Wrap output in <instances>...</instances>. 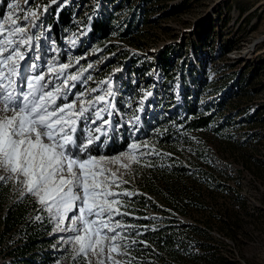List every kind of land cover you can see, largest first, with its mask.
Returning a JSON list of instances; mask_svg holds the SVG:
<instances>
[{"label":"rangeland","instance_id":"374dc122","mask_svg":"<svg viewBox=\"0 0 264 264\" xmlns=\"http://www.w3.org/2000/svg\"><path fill=\"white\" fill-rule=\"evenodd\" d=\"M111 1L0 0V23L9 27L11 20L7 17L11 14L17 24L27 30L26 37L32 36L28 44L21 46L24 59L19 61V75L13 79L27 91V77L43 75L49 81L46 91L57 87L61 89L57 104L75 102L76 108H79L81 99L104 96V104H97L80 118L75 137L78 135V140L84 142L89 135L93 137L94 143L90 146L92 155L119 158L118 163L107 165L113 172L119 170V187L113 186L110 190L130 195L115 197L119 203L113 205L116 211L113 212L110 226L124 237L118 243L126 244L127 248L120 249L126 254H113L114 258L121 261V264H187L186 255L171 258L141 237L145 229L165 223L166 218L171 215L181 223L201 224L208 213L215 217L224 206L235 204H232L227 193L218 191L212 197L206 196V199H210L205 204L208 213L190 210L188 215L182 216L160 196L164 194L165 187L158 179H154V184L159 195L153 196L146 192L142 188V179L151 176L150 170L168 165L172 155L175 161L186 164H191L193 157L191 143L177 153L158 146L153 135L161 127L152 129V124L155 120L161 121L163 113L170 112L162 105L182 103L181 72L185 80L191 81V87L192 81L200 83L203 80L208 83L199 95L200 103L205 104L226 96L230 98L224 113L235 112L236 106H249V111L257 109L264 113V0ZM8 4H12L13 8L10 9ZM63 7L71 9V26L62 27L60 37L56 38L51 23ZM113 9L116 18L115 32L105 43L90 38L88 20L102 11L110 12ZM125 25L132 26L129 38L118 35ZM130 41H139L141 46ZM110 43L115 45L112 50H108ZM167 45L176 61L174 60V76L163 81L164 76L153 63L157 54ZM231 45L232 49L222 54V50ZM123 51H127V54L122 55ZM132 59L136 60L134 68L130 66ZM60 64L71 65L63 76L57 77L49 73V67L58 70ZM142 66L148 67L146 72L145 69L142 70ZM192 69L196 72L190 73ZM242 73L244 79L249 77V81L243 83L247 93L234 97L231 85ZM69 74L78 78L75 81L69 80L65 87L64 81ZM109 92L112 93L111 96L108 95ZM79 93L85 95L80 97ZM101 107L107 110L101 113L102 119H96L95 111ZM235 117L238 123L232 124L227 131L243 141L244 146H240V149L232 151L231 147L222 145L212 132L202 135L203 140L211 147V163L224 169L228 175V183L240 190L246 199L248 212L237 210L241 229L236 239H230L215 224L209 228V233L215 243V252L223 257L234 260L236 264H264V174L257 170V173L254 172V169L247 168L241 161L242 156L264 161V123L258 121L248 124L243 121L242 114H236ZM93 120L95 123H92ZM122 133L128 139L126 147L115 154H105L104 147L108 144L110 135H115L119 140ZM96 137L99 139H95ZM190 139L195 141L197 138L192 135ZM130 144L137 145L134 155L139 163L132 162L129 169H125L121 165L129 161L120 158V153L129 152ZM0 175L6 173L0 171ZM182 182L192 189L197 188L192 177L188 176ZM0 183L10 185V203L23 200L31 205L34 202L27 225H18L6 240V244L11 246L9 249L25 240L24 235L28 230L26 226L38 230L47 225L49 232L45 237L48 241L38 242L33 246L31 255L34 256L31 262L34 263L35 259L38 263L42 255H48L50 258L46 264H88L89 261L96 264L97 258L91 252L87 258L77 255L75 245L69 242L73 233L60 230L70 221L65 220L58 227L57 221L51 218V214L37 202L36 197L27 194L22 196L20 186L13 181ZM139 194L150 198L158 206V210L146 206L143 215L135 212L137 203L134 196ZM141 218L148 219L149 222L142 224L139 222ZM117 222L120 225L118 228ZM146 246L149 248L145 249ZM6 251L0 252V264H28L21 261L17 263L14 258L16 254H8Z\"/></svg>","mask_w":264,"mask_h":264},{"label":"snow or ice","instance_id":"6c2138e0","mask_svg":"<svg viewBox=\"0 0 264 264\" xmlns=\"http://www.w3.org/2000/svg\"><path fill=\"white\" fill-rule=\"evenodd\" d=\"M7 19L11 20L9 27L0 23V171L6 173L0 175V182L13 181L20 186L22 196L36 197L58 227L70 221L60 230L73 233L69 242L75 245L78 256L87 258L91 252L97 258L96 264H121L113 254H126L120 249L127 245L118 243L124 237L110 225L116 211L113 205L119 203L115 197L130 193L110 190L119 187V170L113 172L107 167L118 163L119 158L92 155L93 137L89 135L83 143L75 137L80 118L97 104H104L105 98L97 95L81 99L79 108L75 102L57 104L61 89L46 91L49 81L43 75L27 77V91L19 87L13 78L19 75V61L24 59L21 46L28 44L32 36L26 37L27 30L11 14ZM70 66L60 64L58 70L49 67L48 71L60 77ZM77 78L69 74L65 87ZM78 95L83 97L85 93ZM106 110L98 108L96 119H102L101 113ZM128 148L129 152L120 153V158L129 161L121 165L125 169L132 162L139 163L134 155L137 145ZM116 227H120L118 222Z\"/></svg>","mask_w":264,"mask_h":264},{"label":"trees","instance_id":"16d2710c","mask_svg":"<svg viewBox=\"0 0 264 264\" xmlns=\"http://www.w3.org/2000/svg\"><path fill=\"white\" fill-rule=\"evenodd\" d=\"M103 1L106 2L107 0ZM109 1L110 3L112 2L111 0ZM53 12L54 11H52V13ZM115 19L114 9L110 12L102 11L98 16L92 17L90 21L88 20L89 37L99 41V43H105V40L116 30L114 25ZM71 20V9L68 10V8L63 7L57 12L56 19L51 23V26L54 27L53 32L56 38L60 37L62 27L71 26ZM131 28L132 26L125 25V28L120 31L118 35L123 38L130 36ZM133 43L141 46L139 41ZM114 46V44L110 43L108 50H112ZM231 49L232 45L227 46L222 50V54ZM121 54L126 55L127 51H123ZM174 60L168 45L155 57V62L153 64L156 65L159 72L164 76L163 81H167V79L174 76L173 70L176 61ZM135 63L136 60L132 59L130 66L133 67ZM147 68L148 67L142 66V70L145 69V72ZM135 69L137 70V67H135ZM192 72L196 71L192 69L190 73ZM248 78L249 77H246L244 79L242 73L239 74V77L234 79L231 85L232 96L237 97L247 93L246 88H243V83L248 82ZM190 82V80H185L181 72L180 95L182 103L180 105L170 104L173 107L168 104L162 105L164 109H169L170 112L163 113V119L161 121L155 120V123L152 124V129L161 127L159 131L153 135V140L158 146H163L172 153L180 152L184 146L191 143L193 145L191 164L175 161L174 155H172L170 157L171 162H169L168 165L150 170L151 176L154 178L148 176L142 179V188L153 196H158V189L154 184V179H158L165 187L164 194L160 196H163L165 203L176 208L177 212L182 216L188 215L190 210L206 213L207 207L205 204L210 202V199H206V196L212 197L213 193L218 191L227 193L233 202L232 204H235V206H224L220 210L219 215L215 217L207 212L208 214L202 219L201 224L181 223L175 216L171 215L166 218L165 223L145 229L141 237H144L150 244L155 246L157 250L162 251L171 258H178L182 257V255H186L187 264H236L234 260H229L227 257H223L215 252V243L213 242V237L209 233V228L213 227V224H215L216 228L221 230L223 234L230 239H236L237 233L241 229V224L239 223L240 219L237 218V210L240 209L246 213L248 212L246 199L237 187H233L228 183V175L225 174L224 169L211 163V147L209 143H206L205 139L203 140L202 134L207 135L209 132H212L219 143L231 147L232 151H236V149H240V146H244L242 144L243 141L236 139L232 132L227 131V128L232 124L238 123L235 115L242 114L243 121H246L248 124H253L258 121L264 123V113H260L262 111L258 112L257 109L249 111V106H243L241 108L236 106L235 112L224 113V109L228 106L230 98L226 96L209 101L205 104L200 103L199 95L208 83H205L203 80L200 83L192 81L193 85L191 87ZM189 98L191 100H189ZM170 100H172V97ZM147 124H149V120ZM142 129L144 130L145 127H142ZM192 135L197 138L195 141L190 139ZM76 138L78 140V135H76ZM78 142L83 143L84 140H78ZM127 143L128 139L124 133H122V138L119 140L115 135H110L109 142L104 147V153L107 155L115 154L123 150ZM241 161L247 168L254 169V172L257 170L260 174H264V161L248 156H242ZM188 176L194 179V185L197 187L196 189H192V187H188L185 182H182L184 178ZM201 180L202 182H199ZM9 194H11L10 185L0 183V252L7 250L5 253L16 254L14 258L17 263L20 261L28 264L48 263V258H50L48 255H42L43 257L40 258L38 263H36L37 260L35 259L34 263L31 262L34 256L31 255L33 246H36L38 242L46 243L48 241V238L45 237L49 232V227L47 225L38 230H34L28 225L26 226L28 230L24 235L25 240L21 242V244L10 249L9 247L11 246L6 244V240L9 238L11 232L18 225H27L29 221V211L34 205V202L28 205L23 200H15L10 203L8 201ZM134 199L137 203L135 212L140 215H143L146 206L152 210H158V206L143 194L135 195ZM139 222L146 224L149 220L141 218ZM147 248H149V246H146L145 249ZM169 262L171 261L169 260ZM135 264L150 263L135 262Z\"/></svg>","mask_w":264,"mask_h":264}]
</instances>
